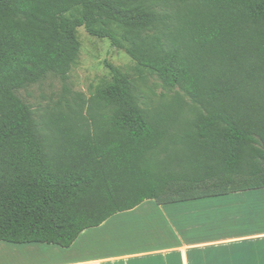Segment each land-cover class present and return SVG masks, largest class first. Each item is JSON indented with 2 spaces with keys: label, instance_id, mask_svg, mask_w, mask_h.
Wrapping results in <instances>:
<instances>
[{
  "label": "trees",
  "instance_id": "obj_1",
  "mask_svg": "<svg viewBox=\"0 0 264 264\" xmlns=\"http://www.w3.org/2000/svg\"><path fill=\"white\" fill-rule=\"evenodd\" d=\"M107 39L192 109L141 107L130 75L49 119L18 92L66 82L76 32ZM176 130V131H175ZM264 190V0H0V242L70 248L146 201L184 204ZM227 264L264 261L226 250ZM258 255V256H257Z\"/></svg>",
  "mask_w": 264,
  "mask_h": 264
},
{
  "label": "crops",
  "instance_id": "obj_2",
  "mask_svg": "<svg viewBox=\"0 0 264 264\" xmlns=\"http://www.w3.org/2000/svg\"><path fill=\"white\" fill-rule=\"evenodd\" d=\"M146 202L128 211L129 218L108 226L113 216L84 231L68 249L24 244L15 245L23 254L14 252L23 261L25 255L48 257L47 264H227L235 252L226 250H264V190L176 205ZM55 253L63 258L50 261Z\"/></svg>",
  "mask_w": 264,
  "mask_h": 264
},
{
  "label": "rangeland",
  "instance_id": "obj_3",
  "mask_svg": "<svg viewBox=\"0 0 264 264\" xmlns=\"http://www.w3.org/2000/svg\"><path fill=\"white\" fill-rule=\"evenodd\" d=\"M80 44L79 58L71 68L68 80L62 82L58 78L48 76L43 81L29 86L18 92V96L27 103L34 113L42 129V134L50 138V127L47 125L49 119L58 117L60 113L68 115L70 109L82 106V116L88 123L90 119V99L95 92L104 88L111 81V65L119 68L122 72L130 75L137 85L140 104L145 109H157L170 107L177 110V100L181 103L182 112L179 117L183 120L190 118L189 112L192 109L190 100L178 89H166L159 80L145 71H138L135 63L125 54L124 51L112 47L107 39L91 37L84 28H78L76 32ZM176 131V130H175ZM147 203L139 208L142 210ZM203 205V204H202ZM158 211V207H154ZM129 212L114 216L108 226L114 225L122 217L129 218ZM167 219H170L166 215ZM106 228L103 229V233ZM86 240V239H85ZM85 240L79 243L86 242ZM18 246L0 243V264H40L49 263L48 257L25 255V261L20 258L14 250L23 254ZM77 246L75 247V249ZM28 254V253H27ZM56 254V253H55ZM50 261L63 258V254H56Z\"/></svg>",
  "mask_w": 264,
  "mask_h": 264
}]
</instances>
